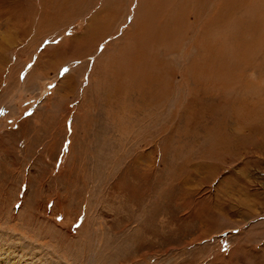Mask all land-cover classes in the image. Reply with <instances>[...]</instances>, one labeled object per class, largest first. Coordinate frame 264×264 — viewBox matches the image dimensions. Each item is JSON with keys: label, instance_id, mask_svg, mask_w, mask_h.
Segmentation results:
<instances>
[{"label": "rangeland", "instance_id": "obj_1", "mask_svg": "<svg viewBox=\"0 0 264 264\" xmlns=\"http://www.w3.org/2000/svg\"><path fill=\"white\" fill-rule=\"evenodd\" d=\"M163 1L0 0V264H264V130Z\"/></svg>", "mask_w": 264, "mask_h": 264}, {"label": "bare ground", "instance_id": "obj_2", "mask_svg": "<svg viewBox=\"0 0 264 264\" xmlns=\"http://www.w3.org/2000/svg\"><path fill=\"white\" fill-rule=\"evenodd\" d=\"M165 1L167 0H164L162 4ZM169 1H171L169 5L173 3V0H169ZM175 1L181 9H184L181 10L182 12L185 10L191 12L189 15L192 16V21L191 23L189 22L191 24L190 26L191 28L198 29L199 18H200L198 12L200 11H202V21L205 29L206 28L209 29L210 26H212L211 28H213V25L216 24L221 27L219 29V34H220L219 36H222V38L217 37L214 39V44L216 45L214 50H212L207 46L209 43L207 35L205 36L203 35L204 37L203 36L199 37L197 36V34L195 35L196 38L195 41H199V39H201L200 42H202L201 44H203L202 45L203 50L199 53L201 58L199 60L194 61L195 72L196 69L198 72L196 74H203L204 72H206L207 69L205 67L207 64L219 65L221 68L218 66V73L222 75V77L219 78L211 75L208 78L211 83L210 85H212L213 87H218L223 91L224 96L227 100L226 109L228 111L231 110L235 114L239 113L242 124L244 123L246 124L248 122V123H252L253 125V123H255L256 126L261 127L264 130L263 89L254 90V88L246 84V82L243 79H240L239 77L235 76L233 74V69H232L234 67H238V66L240 67L242 65L243 67H245V69L253 66L254 68L260 71L264 67V18H263V14L259 9V5L256 3L259 2V0H217L216 3L215 0H191L190 2H187L186 0H175ZM210 3H215V4L210 5ZM228 6L232 7L233 11L231 13L228 11L229 9ZM174 8H175V12L174 11L173 12L176 14H173V16H175V18H169L163 20L166 22H160L158 31L151 29L152 30L151 34L153 33V36L156 35L157 33L160 34V32L161 34H163L165 30L169 29L170 26L175 23L177 16H179L181 12H179V9L177 8L175 2H174ZM141 10L142 7H139L137 5V10L135 9V16L132 26L134 22L136 23V25L139 23L137 20L138 17H140ZM98 12L101 11L99 10ZM213 17L216 18L214 20L215 22L212 20ZM186 21L189 20L186 19ZM212 23L213 25H211ZM177 31L179 32V30H176L174 32L177 33ZM151 34H149V36ZM179 34L180 33H178V36ZM167 36L168 35H166V38ZM172 37L173 36H171V38ZM226 39L228 41H226ZM214 54L217 55L216 58H214ZM202 57L206 59L205 63L203 64L201 63ZM208 71L212 74H215L211 66L208 67ZM255 96H259L260 98L258 99L256 98L257 100L256 101ZM254 101L255 104H253ZM213 105L217 106L218 104L217 105L213 104ZM238 108H242L241 111ZM237 118H239V116H237Z\"/></svg>", "mask_w": 264, "mask_h": 264}]
</instances>
